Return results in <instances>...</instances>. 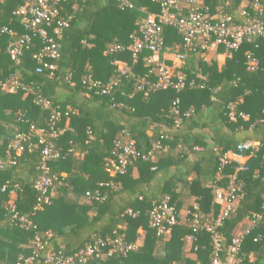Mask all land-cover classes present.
Masks as SVG:
<instances>
[{"label": "trees", "instance_id": "16d2710c", "mask_svg": "<svg viewBox=\"0 0 264 264\" xmlns=\"http://www.w3.org/2000/svg\"><path fill=\"white\" fill-rule=\"evenodd\" d=\"M129 1L133 8L122 10L115 0H66L60 10L67 25L61 27L58 40V69L49 76L35 72L33 55L43 47L37 35L30 33L31 42L18 64L10 59L7 48L16 38L1 29L7 27L17 36L29 32L14 16L22 0H0V82L14 76L32 90V94L21 89L7 93L0 88V188L6 187L0 192V264L23 263L34 255L31 264H43L48 252L73 255L92 237L114 238L115 232L123 233L127 243H138L137 249L125 256L76 264H207L210 236L189 227L195 212L189 201H195L200 215L216 216L214 192L225 188L228 176L234 174L242 197L220 228L222 259L236 228L251 214L263 213L264 39L242 44L225 58L221 68L216 61L207 63L199 53H190L176 71L187 83L194 81L204 87L160 90L145 98L134 92V81L147 73L145 59L150 52L143 51L134 60L127 48L136 22L144 16L140 9L158 12L159 5L152 0ZM250 1L205 0L204 4L210 14L237 16ZM261 19L264 23V13ZM163 35L168 53L182 42L171 28H164ZM116 45L123 50L110 51ZM222 52L221 48L217 51ZM114 61L127 63L125 75H119ZM252 61L255 65L249 69ZM84 77L104 86L112 80L117 84L102 94L88 89ZM61 93L63 100L59 99ZM38 99L47 101L50 108L37 104ZM176 99L178 114L174 115L171 108ZM229 105H233L234 120ZM53 111L59 117L53 121L56 134L51 140L60 156L48 167L50 176L59 178L61 185L48 193V204L36 209L38 138L31 135L30 147H25L14 164L7 148L16 134L29 133L32 126L48 131ZM119 140H133L140 156L124 173L110 177L106 169ZM248 141L256 143V148L238 153L237 146ZM228 152L249 157L244 164L247 170L236 172L241 165L234 162L221 168L219 159ZM218 174L222 176L219 180ZM11 190L16 213L30 226L11 221ZM87 192L91 197L85 196ZM165 198L178 214L184 205L189 206L187 216L167 239L156 237L147 222L152 205ZM139 229L143 234H138ZM190 235L194 240L189 243L186 238ZM36 236L40 250L34 245ZM187 252L194 253L195 259L189 260ZM239 256L244 264H264V218L243 236Z\"/></svg>", "mask_w": 264, "mask_h": 264}, {"label": "built area", "instance_id": "2783aa9c", "mask_svg": "<svg viewBox=\"0 0 264 264\" xmlns=\"http://www.w3.org/2000/svg\"><path fill=\"white\" fill-rule=\"evenodd\" d=\"M115 1L122 10L133 8L129 0ZM152 1L159 5V11L147 12L144 8L140 9L144 16L136 22V30L130 36L132 44L127 48L134 60L143 51L150 52V56L145 59V65L148 67L147 73L137 77L134 81V92L143 93L145 98L150 93L160 90L173 89L180 92L185 88H203V85H196L194 81L187 83L185 76L180 71H176L190 53H199L202 57H206L212 53H217L218 49L221 48L223 51L221 55L227 57L232 52L237 51L242 44L250 42L253 38L264 39V23L261 19L264 13V0L250 1L247 6H243L237 16L222 13L210 14L208 7L204 4L205 0ZM65 2L66 0H22V5L14 12V16L18 18L19 23L29 33L17 36L15 31L7 27L1 29V33L16 38L7 48L8 55L13 62L16 64L20 62L24 47L31 42V33L37 35L43 45L41 50L33 55L36 62L35 72L38 74L47 73L49 76L54 75L58 69L57 62L60 58L58 40L61 27L67 25V20L60 16L61 6ZM164 28L175 30L182 38L181 44H176L170 53L164 47ZM118 50H123V47L116 45L110 51ZM167 60L172 63L171 66L166 64L165 61ZM113 64L117 67L119 75H125L127 63L114 61ZM254 65L255 62H249L248 68L251 69ZM83 84L88 89L100 90L104 94L110 91L117 84V81L112 80L111 83L104 86L98 81H93L90 77H84ZM0 88L7 93H14L21 89L25 94H32L31 88L22 84L14 76H11L5 82H0ZM36 102L45 109L50 108V104L45 100L38 99ZM178 103L179 100L176 99L172 105L171 113L174 115L178 114ZM229 108L231 109L229 116L234 120L233 105H229ZM239 116L245 118L242 113ZM58 117L59 113L53 111L52 126L48 131L36 130L32 126L29 133L16 134L7 148L8 159L10 163L14 164L16 158L25 151V147H30L31 135L38 138L41 151L38 163L40 174L35 182V189L38 192L36 209H39L42 204H48L50 202L48 193L53 192L61 185L59 178L50 176L48 167V163L52 159L60 156L51 140L56 134L53 130V121ZM256 146V143L252 141L243 142L237 146V151L238 153L251 152ZM155 148H159V143H156ZM149 155H151V152ZM232 155L235 154L232 153ZM139 156L133 140L127 142L119 140L115 142L112 158L106 171L110 177L120 175ZM228 162H230V159L227 154L219 159L221 168ZM245 170L247 168L241 165L236 169V172ZM228 180L229 182L225 188L216 189L214 192V203L218 206L217 215H200L197 206H194L195 212L191 215L188 223L194 232L203 231L210 236L207 264H244L239 256V250L242 238L247 231L233 238L225 251V258H221L223 249L220 228L242 197L241 184L237 181L236 174L228 176ZM5 189V186L0 188V192H4ZM10 195L8 208L12 213L11 221L20 222L21 226H30L31 223L15 211L14 190L10 191ZM85 196L91 197L90 192H87ZM99 197H101L100 194L95 192V198L99 199ZM262 210L264 213V200ZM263 213H253L246 218L249 228L262 221L264 218ZM147 222L148 228L155 233L156 237L167 239L171 235L172 229L180 223V217L175 207L170 205L168 199L165 198L152 205L147 214ZM143 232L142 230L141 233L143 234ZM186 240L190 243L194 240V237L190 235ZM34 245L37 250L42 248L37 236L34 239ZM137 247L138 243H127L123 233L116 234L115 232L114 238L92 237L81 250L73 255L64 256L60 253L48 252L43 264H76L86 263L90 259L99 257L125 256L129 252L135 251ZM196 250L197 248L194 249V251ZM34 257L35 255L18 264H31ZM171 264L182 263L173 262Z\"/></svg>", "mask_w": 264, "mask_h": 264}, {"label": "crops", "instance_id": "0c3cea01", "mask_svg": "<svg viewBox=\"0 0 264 264\" xmlns=\"http://www.w3.org/2000/svg\"><path fill=\"white\" fill-rule=\"evenodd\" d=\"M64 98H65L64 93H61V94L59 95V99H60V100H63ZM256 145H257V144H256ZM227 155H228V157H229V159H230V162H234V163H237V164H239V165H244V164L246 163V161L248 160V158H249V157H247V156H242V155H238V154L232 155L231 152H228ZM221 178H222V176H221L220 174H218L217 179L219 180V179H221ZM156 189H158V186L155 187V191H156ZM189 202H190V203H189L190 205L192 204V206H196L195 201L193 202L192 199H191ZM192 206H191V207H192ZM188 212H189V206H187V205L185 206V205H184L183 208H181V210H180V212H179L180 221H181L185 216H187ZM248 229H249V223H248V221L245 219V220H244V221H243V222H242V223L236 228V230H235V237L238 236V235H240V234L245 233ZM141 232H142V230L139 229V230H138V234H142ZM186 257H188L189 260H194V259H195L194 253H191V252H187ZM252 261H253V256L250 254V255H249V262H252ZM263 263H264V262H263Z\"/></svg>", "mask_w": 264, "mask_h": 264}, {"label": "rangeland", "instance_id": "374dc122", "mask_svg": "<svg viewBox=\"0 0 264 264\" xmlns=\"http://www.w3.org/2000/svg\"><path fill=\"white\" fill-rule=\"evenodd\" d=\"M222 53H212L206 57H203L204 60L207 62V63H210L212 61H216L217 62V66L218 68H221L223 65H224V62H225V58L226 56L224 55H221ZM177 63V62H176ZM140 235V234H139Z\"/></svg>", "mask_w": 264, "mask_h": 264}]
</instances>
